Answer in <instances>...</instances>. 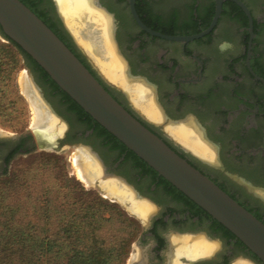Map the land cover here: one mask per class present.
<instances>
[{"label":"flooded vegetation","instance_id":"af4514ba","mask_svg":"<svg viewBox=\"0 0 264 264\" xmlns=\"http://www.w3.org/2000/svg\"><path fill=\"white\" fill-rule=\"evenodd\" d=\"M30 1L110 94L139 117L129 96L104 81L78 50L57 0ZM94 9L112 19L114 42L131 83L149 89L163 123L139 118L264 223V0H94ZM189 38L194 39L178 40ZM0 39H5L1 28ZM221 45L226 47L222 50ZM9 51L13 55L0 54V78L10 77L8 71L20 59L19 72L27 76L31 95L21 91L0 99H35L44 121L15 131L0 128V179L8 177L20 161L39 153L65 155L76 150L100 167L102 175L95 186L116 182L130 195L124 204L133 212L140 206L151 209L148 227L134 212L144 225L133 256L142 259L133 264H170L174 238L201 236L218 241L219 246L213 257L199 264H233L240 258L258 263L236 237L218 230L204 210L84 116L23 50ZM16 83L20 86L18 79ZM177 125L195 126L215 160L202 159L176 142L166 128ZM177 263L189 264L185 257L175 259Z\"/></svg>","mask_w":264,"mask_h":264},{"label":"water","instance_id":"95a60500","mask_svg":"<svg viewBox=\"0 0 264 264\" xmlns=\"http://www.w3.org/2000/svg\"><path fill=\"white\" fill-rule=\"evenodd\" d=\"M220 10L221 5L219 12ZM133 12L139 21L134 8ZM139 23L146 29L140 21ZM0 28L5 39L12 41L31 57L95 122L226 228L264 264V223L146 126L142 120L152 122L141 115L129 99L130 106L142 120L116 100L92 71L30 8L20 0H0ZM67 30L69 31L68 28ZM69 33L78 50L106 81L90 57L79 47L72 33ZM150 220V217L144 220L146 227L149 226ZM171 250L170 264H174L176 252L173 251V245ZM215 252L208 257L187 259L188 263L199 264L213 257ZM238 262L259 264L246 258H240L236 263Z\"/></svg>","mask_w":264,"mask_h":264},{"label":"trees","instance_id":"16d2710c","mask_svg":"<svg viewBox=\"0 0 264 264\" xmlns=\"http://www.w3.org/2000/svg\"><path fill=\"white\" fill-rule=\"evenodd\" d=\"M20 1L42 19L83 62L81 57L67 42L56 26L50 24L43 16L36 12L30 0ZM7 40L9 46L0 45V54L13 55L9 49L19 47L9 39ZM16 63V66L8 71L10 77L6 76L0 78V95L18 96L12 93H14V89L16 88V76L23 65L20 59ZM83 63L85 64V62ZM86 67L90 69L87 65ZM68 98L84 116L94 121L77 103L70 99L69 96ZM24 108L25 106L17 103L16 99H0V118L6 119V123L11 126L10 129L13 131L24 129L27 125ZM96 124L105 135L110 136L114 142L123 146V148L128 151L120 141L97 122ZM129 152L134 159L141 162L146 168L157 175V173L138 156L131 151ZM84 195L87 196L88 194ZM80 196L82 197L83 195ZM78 200L79 202H75L77 209L73 208L72 210H68V212H64L61 206L55 209L49 208L40 216L41 219L46 220V227L52 222H58L60 225H63V228L54 231L51 230L49 226L46 229H39L37 225H31L30 228L27 229L15 227L14 224L11 223L14 222L15 214L8 217L4 229L0 232V243H2L0 244L1 252L4 255H15L24 258L23 260H17L14 264H126L131 254L132 246L141 234L142 229L139 222L122 211L117 210L115 206L113 207V205L101 198L96 199L97 204L95 205L86 201L84 202L81 198ZM110 208L116 212L115 216L119 222V227L111 230V238L109 234H107V236L103 233L99 235L98 229L96 228L86 233L85 231L82 232L77 227L69 226L72 222L76 223L79 220H91L95 221L96 224L100 221H105L106 223L110 222L109 220H104L102 215L104 213L103 211H106V209L110 210ZM208 216L213 220L218 230H222L227 236L235 238L226 228L215 221L210 215ZM64 224H66L65 227ZM108 239H111V243ZM239 243L243 246L244 250H248L241 241H239ZM250 254L259 264H262L256 256L252 253Z\"/></svg>","mask_w":264,"mask_h":264},{"label":"rangeland","instance_id":"374dc122","mask_svg":"<svg viewBox=\"0 0 264 264\" xmlns=\"http://www.w3.org/2000/svg\"><path fill=\"white\" fill-rule=\"evenodd\" d=\"M0 45L9 46V43L6 39H0ZM85 53L89 56L86 51ZM90 59L97 67V71L102 74L93 59L91 57ZM20 72L19 76L16 78L18 79L20 86H17V83L15 82L16 88L14 89V93H12L14 95H20V92L22 91V77H25L28 80L27 76ZM103 77L105 76L103 75ZM105 79L107 80L106 77ZM28 83H30L29 80ZM22 93L25 95L23 91ZM16 100L17 103L25 106L24 109L27 125L32 122L34 123L35 110L32 107L30 100L28 99L30 104L27 102V99ZM29 108L33 110V115L30 114L31 112ZM5 120L6 119L0 118V128L13 131L10 129L11 126L7 124ZM76 154L78 155L80 152H77L76 150H68L65 155H57L46 152L39 153L35 157L20 161L18 165L12 169L8 177L0 179V232L4 229L8 217H11L13 214H15V218L14 222L11 223L14 224L15 227L27 229L30 228L31 225H37L39 229H46L49 226L53 231L58 230L59 228H63V225H60L58 222H52L46 227V220L40 218L46 210L49 208H60L61 206V209L64 212H68V210H72L73 208L77 209L75 202H79L78 199L80 198L84 202L86 201L94 205L97 204L96 199L101 198L113 205V207L115 206L117 210L122 211L129 217L137 220L142 229L140 234L141 237L144 222L138 219L136 217L137 215L130 207H128V205L124 204V202L109 196L103 189V182L101 183L102 189L95 186L96 180L100 179L101 175L95 179L92 184L83 183L78 178L77 168L75 166ZM84 194L88 195L85 196ZM80 195L83 196L81 197ZM103 212V219L109 220L110 222L106 223L105 221H100L96 224L95 221L91 220H79L76 223L72 222L69 226L77 227L79 230L82 232L85 231L86 233L96 228L98 229L97 231L99 235L101 233L105 234V236L109 234L111 238V230L119 227V222L115 216L116 212L112 208H110V210L106 209V211ZM65 225L66 224H64V227ZM203 239L206 238L203 237ZM108 241L111 243V239H108ZM137 241L132 246L131 254L126 264L132 263L131 260L133 259L135 253L134 250ZM214 244L219 246L218 241H215ZM136 258L137 257H134V259ZM23 259L24 258L15 255H4L0 250V264H14L17 260ZM236 262L237 261L233 264H240L239 262Z\"/></svg>","mask_w":264,"mask_h":264},{"label":"bare ground","instance_id":"6f19581e","mask_svg":"<svg viewBox=\"0 0 264 264\" xmlns=\"http://www.w3.org/2000/svg\"><path fill=\"white\" fill-rule=\"evenodd\" d=\"M57 4L59 12L77 44L89 54L107 80L122 89L129 96L128 98L133 107L147 120L155 124L163 123V116L149 94V89H146L141 83L139 85L131 83L127 66L119 56L114 42V24L112 19L110 20V18L94 9V0H57ZM21 85L22 91L29 97L31 95V87L25 77H22ZM29 100L35 110L34 124L38 126L44 121L43 114L37 107L36 100ZM166 130L186 150L193 152L202 159L215 160L214 153L203 142L195 126H170ZM75 166L78 178L83 183L92 184L97 177L102 175L100 167L96 163L89 161L82 153L76 154ZM108 182L103 185V189L109 196L122 202L129 199L130 195L128 192L121 189L116 182L112 183L111 181V184ZM134 212L144 220H147L151 215V209L148 206L134 208ZM172 244L174 249H176L174 253L176 251L177 262L180 257L190 260L208 257L218 247L213 242L203 239L202 236L195 238L176 237ZM141 259V255L136 258L138 261H141ZM239 263L244 264L242 262Z\"/></svg>","mask_w":264,"mask_h":264},{"label":"clouds","instance_id":"9594fccd","mask_svg":"<svg viewBox=\"0 0 264 264\" xmlns=\"http://www.w3.org/2000/svg\"><path fill=\"white\" fill-rule=\"evenodd\" d=\"M225 47H226L225 45H221L222 50H223Z\"/></svg>","mask_w":264,"mask_h":264}]
</instances>
